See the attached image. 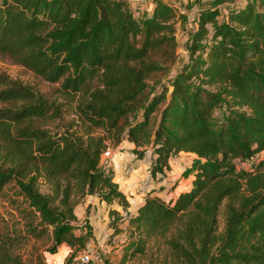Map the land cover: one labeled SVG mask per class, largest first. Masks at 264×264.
<instances>
[{"label":"trees","instance_id":"trees-1","mask_svg":"<svg viewBox=\"0 0 264 264\" xmlns=\"http://www.w3.org/2000/svg\"><path fill=\"white\" fill-rule=\"evenodd\" d=\"M218 14L199 10L188 59L165 82L159 74L178 56L168 1L136 16L127 0H0V52L58 82L63 97L49 101L0 72V194L12 189L10 202L26 203L24 232L0 214V264L23 263L16 244L27 234L46 235L50 252L68 245L71 264L88 236L76 231L75 199L130 205L102 164L108 142L140 147L150 136L152 172L184 151L190 183L170 198L148 190L134 214L109 208L113 233L126 222L118 263L264 264V0ZM62 105L76 114L66 126L34 123L59 117ZM220 105L223 116L214 113Z\"/></svg>","mask_w":264,"mask_h":264},{"label":"rangeland","instance_id":"rangeland-1","mask_svg":"<svg viewBox=\"0 0 264 264\" xmlns=\"http://www.w3.org/2000/svg\"><path fill=\"white\" fill-rule=\"evenodd\" d=\"M155 0H127L129 7L134 15L139 16L145 11H150ZM171 3L177 11L176 39L178 41V56L176 61L171 64L169 70L159 74L161 79L168 82L170 78L180 68L189 56V45L192 42L193 34L197 27V14L200 9L208 6H216L219 9L218 20L226 17L227 7L239 5L245 0H165ZM0 72L8 74L12 78L19 79L25 83L42 91L49 101L56 99L63 100V97L55 92L58 82H50L40 75L34 73L24 65L15 62L9 55L0 52ZM5 102H0V105ZM61 115L57 118H35L34 123L48 129H57L66 126L76 114L67 105L61 106ZM226 111L224 105L215 108L214 113L223 116ZM158 116V111L155 113ZM156 121L153 120L152 127H155ZM110 154L102 158L104 167H111L114 171V178L118 181L129 200L130 208L127 211H133L137 202L144 197L145 192L153 190L159 195L168 198L174 195L179 189L189 185L190 177L182 174L184 166L191 158V154L180 151L174 153L169 158V167L162 171L152 172L155 153L152 146V137L140 147L128 141L121 140L118 144L108 142ZM0 144V155H1ZM262 153L254 156L256 159ZM1 157V156H0ZM251 160H236L238 166L249 167ZM46 189L45 185L40 186ZM9 189V187H8ZM9 189V194H0V214L4 216L10 224L15 225L24 232L22 218V207L25 202L20 197L16 203H11L9 195L14 192ZM141 203V202H140ZM117 205H108L99 201L91 194L81 195L75 199V212L78 217L77 223L80 226L76 231H87V241L84 247L75 251L71 264H119L118 261L123 251V243L127 239L125 230L126 222L121 223L124 228L113 233V227L110 226L109 208ZM119 207V206H118ZM127 215L125 212H122ZM220 224H222V215H220ZM86 225V226H85ZM50 240L46 235L34 237L27 234L26 238L16 244V250L20 253L22 264H65L67 255L72 249L65 243L60 244L56 251L50 252L48 247ZM88 254L89 258L82 261L81 257ZM144 257H134L124 264H143Z\"/></svg>","mask_w":264,"mask_h":264},{"label":"crops","instance_id":"crops-1","mask_svg":"<svg viewBox=\"0 0 264 264\" xmlns=\"http://www.w3.org/2000/svg\"><path fill=\"white\" fill-rule=\"evenodd\" d=\"M120 186V185H119ZM121 187V186H120ZM122 188V187H121ZM180 190V189H179ZM178 190V191H179ZM178 191L174 194V195H169V197L168 198H170V197H174L177 193H178ZM154 192V191H153ZM94 197H96L95 195H93ZM97 198V197H96ZM98 199V198H97ZM99 200V199H98ZM142 200H143V197L141 198V200L140 201H138L137 202V205H135V207H134V210L133 211H127L128 210V208H130V205L128 206V208H127V210H122L121 209V207L119 206V205H117V204H115V205H117V207L116 208H118V209H120L121 210V212H125L126 214H134L135 212H136V209H137V207H138V205L140 204V202H142ZM100 201V200H99ZM130 201V200H129ZM101 202H105V201H101ZM106 203V202H105ZM109 205V204H108ZM119 206V207H118ZM124 223V222H123ZM124 226V225H123Z\"/></svg>","mask_w":264,"mask_h":264},{"label":"built area","instance_id":"built-area-1","mask_svg":"<svg viewBox=\"0 0 264 264\" xmlns=\"http://www.w3.org/2000/svg\"><path fill=\"white\" fill-rule=\"evenodd\" d=\"M109 154H110V148H109V146H107V147L105 148V150L103 151V153H102V157H106V156H108ZM88 258H89V255H88V254H84V255L81 257L82 261H86V260H88Z\"/></svg>","mask_w":264,"mask_h":264}]
</instances>
